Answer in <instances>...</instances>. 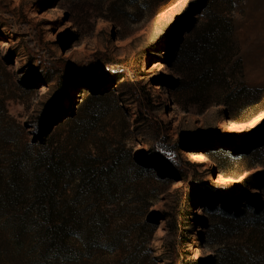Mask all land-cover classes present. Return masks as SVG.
I'll return each instance as SVG.
<instances>
[{
    "label": "rangeland",
    "instance_id": "374dc122",
    "mask_svg": "<svg viewBox=\"0 0 264 264\" xmlns=\"http://www.w3.org/2000/svg\"><path fill=\"white\" fill-rule=\"evenodd\" d=\"M167 1L0 0V264H106L166 220L187 264H264V0L173 36Z\"/></svg>",
    "mask_w": 264,
    "mask_h": 264
},
{
    "label": "trees",
    "instance_id": "16d2710c",
    "mask_svg": "<svg viewBox=\"0 0 264 264\" xmlns=\"http://www.w3.org/2000/svg\"><path fill=\"white\" fill-rule=\"evenodd\" d=\"M173 0H169L166 3H170ZM128 2V1H127ZM128 4V3H127ZM161 3H158L160 5ZM198 8V4L192 0H186L182 7V11L179 15L177 21L170 27V36L176 35L179 33V28L184 26L186 27L189 20H191L193 16V12ZM221 69L214 67L212 69L206 70L202 73V76H196V79H203L205 76H214L219 78V83L223 87H226L228 90L232 89L233 85L231 83L226 82V78L222 75ZM128 79V77L126 78ZM104 88L106 87V83L102 84ZM136 88V87H134ZM103 88H100L101 90ZM96 90H98L96 88ZM228 94V91H225V95L217 97L219 104H233L231 101V95ZM151 103V101H150ZM144 106V105H143ZM148 107L146 106V109ZM156 123H160V119L154 120ZM135 158V155L131 156ZM161 174H164V171L160 169ZM163 216L167 217V213L161 212L157 216L154 217L156 223L159 218H163ZM168 229V234L163 238V243L159 248L149 247L146 248L143 243L132 244L129 241L125 242L122 240H116L114 245H112L109 249V253L106 255V264H157L158 262H162L163 264H187L185 256H186V247H187V238H185L180 232V226L173 222L172 220H166ZM161 251L160 254L158 252ZM192 264H208L203 257H199Z\"/></svg>",
    "mask_w": 264,
    "mask_h": 264
},
{
    "label": "bare ground",
    "instance_id": "6f19581e",
    "mask_svg": "<svg viewBox=\"0 0 264 264\" xmlns=\"http://www.w3.org/2000/svg\"><path fill=\"white\" fill-rule=\"evenodd\" d=\"M184 2H185V0H174L172 3H169L168 6L161 7L162 11L170 13V14H167V18H166L167 19V26L172 25L176 21L177 17L181 13L182 5H183ZM126 8H128V10L130 12H137L136 10H134L133 8H131L129 6H127ZM146 21H150V18L149 17H145V19L141 23H139L138 25H142L143 23H146ZM156 64L159 66V71H161L162 67H161L160 63L158 62ZM160 74H161V72H158L155 75L157 76V75H160ZM248 105L250 106V104H248ZM254 106H256V105H254ZM217 108L221 109V110H224V111H229L230 106L227 105V104L222 103V104H218ZM236 109H238V108L236 107ZM239 109H244V108H243V106H239ZM260 113L264 114V109L261 110ZM223 118H224V116H223ZM256 124L259 125L260 122H256ZM244 134L246 136L248 135L246 132ZM140 152H144V150L140 151ZM203 157H206V156H203ZM190 249L193 251V254L191 256V258H193V260L201 257L202 251H200L198 249H194V245H191Z\"/></svg>",
    "mask_w": 264,
    "mask_h": 264
}]
</instances>
